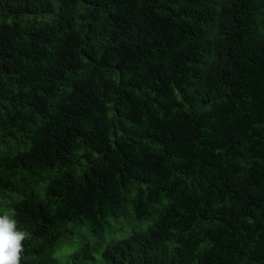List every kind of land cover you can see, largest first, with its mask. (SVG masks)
I'll return each instance as SVG.
<instances>
[{
	"label": "trees",
	"instance_id": "trees-1",
	"mask_svg": "<svg viewBox=\"0 0 264 264\" xmlns=\"http://www.w3.org/2000/svg\"><path fill=\"white\" fill-rule=\"evenodd\" d=\"M146 228L100 264H264V0H0V215ZM72 257L94 260L87 246Z\"/></svg>",
	"mask_w": 264,
	"mask_h": 264
},
{
	"label": "rangeland",
	"instance_id": "rangeland-1",
	"mask_svg": "<svg viewBox=\"0 0 264 264\" xmlns=\"http://www.w3.org/2000/svg\"><path fill=\"white\" fill-rule=\"evenodd\" d=\"M151 218L138 221L131 210L120 218H111L106 227L104 236L94 235L85 224H70L64 232L54 252V257L62 264H100L101 250L109 240H118L126 237L135 228H146L151 224ZM92 251L94 260L86 261L84 258H74L72 255L87 246Z\"/></svg>",
	"mask_w": 264,
	"mask_h": 264
},
{
	"label": "clouds",
	"instance_id": "clouds-1",
	"mask_svg": "<svg viewBox=\"0 0 264 264\" xmlns=\"http://www.w3.org/2000/svg\"><path fill=\"white\" fill-rule=\"evenodd\" d=\"M29 237L30 233L20 229L12 215H0V264H21L22 242Z\"/></svg>",
	"mask_w": 264,
	"mask_h": 264
}]
</instances>
